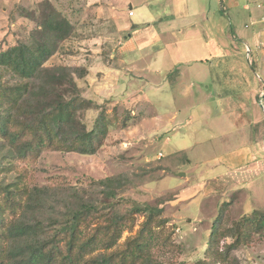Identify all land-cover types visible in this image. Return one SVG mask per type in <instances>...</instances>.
Segmentation results:
<instances>
[{
    "label": "rangeland",
    "instance_id": "obj_1",
    "mask_svg": "<svg viewBox=\"0 0 264 264\" xmlns=\"http://www.w3.org/2000/svg\"><path fill=\"white\" fill-rule=\"evenodd\" d=\"M113 1L118 3L117 16L120 21L130 24L126 30L119 32L113 24L110 0H42L38 3L31 0H0V51L7 49L16 39L28 40L31 33L35 38H40L41 33L35 29L38 21L40 24L48 16H67L73 26L72 32L67 39L59 42L58 50L46 61L45 67L76 69L74 79L78 85L77 93L84 103L78 117L88 129L93 127L95 119L102 112L109 117L113 111H118L121 117L124 111L131 114L130 126L110 128L104 145L92 155L46 150L35 162L29 158L12 161L14 153L4 140H0V163L4 166L16 163L8 171H0V179L9 183L18 179L20 174L24 181L21 184L56 189L45 195L42 215L59 220V215L70 205L66 201L70 200L66 191L70 185L79 186L84 198L100 200L105 188L95 185L93 181L126 175L129 179L126 186L121 188V185H112L117 193L113 200L115 208L121 212L127 211L136 202L161 207L162 217L168 222L165 235L171 238L173 244L167 251H156L155 264L194 261L203 257L209 235L219 216H222L221 228H225L245 213L234 206L237 195L224 199L221 192L218 196L205 193L207 183L213 178L208 173L211 168L196 160L188 163L186 156L173 154L194 146L188 152L190 156L198 153L202 147L209 146L208 140H213V133L207 127V117L203 116L198 121V113L182 102L179 92L171 91L168 85L163 84L166 75L160 79H150V74L142 72V63L130 65L132 72L125 71L126 66L120 64L117 56H111L115 54L120 41L125 49L132 50V46L140 48L149 41L163 42L173 37L172 31L166 33L170 29L167 24L160 29L159 21L151 27L132 28L131 20H138L141 11L136 9L142 4L152 6L159 20L168 12L174 14L177 10L174 0ZM236 1L237 10L245 15L248 14V10L244 9L246 4L253 9L258 3L264 2ZM202 2L200 4L206 12L220 13L223 3L224 6L227 4L222 0ZM130 5L136 11L134 17L127 14ZM231 11L229 8L223 15L232 33V24L244 28V23L236 19L234 21ZM136 51L128 53L130 60L136 57ZM248 66L249 73L253 67ZM112 67L120 68L122 72L117 74L111 71ZM0 77L2 82L13 81L10 73L4 72ZM149 82L162 85L158 89L149 85ZM68 95L74 94L68 92ZM37 98L43 100L41 95H35L34 101ZM261 111L259 107L256 112L263 114ZM262 126L264 122L259 127ZM160 153L164 156L159 157ZM182 173L186 175L181 176ZM240 196V199L245 200L246 196ZM246 209L249 214L264 213V210ZM141 221L143 218L138 216L137 225L132 231L123 234L121 243L137 232ZM225 240L231 242L232 238L227 237ZM230 261L229 264H264V230L255 235L251 242L234 250Z\"/></svg>",
    "mask_w": 264,
    "mask_h": 264
},
{
    "label": "trees",
    "instance_id": "obj_2",
    "mask_svg": "<svg viewBox=\"0 0 264 264\" xmlns=\"http://www.w3.org/2000/svg\"><path fill=\"white\" fill-rule=\"evenodd\" d=\"M66 17L38 21L40 38L31 33L28 40L16 39L0 51V75L6 72L13 78L2 82L0 77V140L14 153L12 161L35 162L46 150L92 155L104 145L110 128L130 126L128 111L122 117L113 111L110 117L102 112L88 129L78 117L84 103L77 93L76 69L45 67L59 42L72 32ZM35 95L43 100L34 101ZM7 164L0 163V171L16 166ZM17 178L9 183L0 179V264H155L156 251H167L173 244L165 235L168 222L161 207L136 202L127 211L115 208L112 185L126 186V175L93 181L105 188L100 200L84 198L79 186L70 185L66 188L70 205L59 220L42 215L45 195L56 189L31 187L21 184L20 174ZM138 216L143 218L140 228L121 243ZM221 220L219 216L213 225L203 257L177 264H229L234 250L264 230V213H245L225 228ZM227 237L232 241L226 242Z\"/></svg>",
    "mask_w": 264,
    "mask_h": 264
},
{
    "label": "crops",
    "instance_id": "obj_3",
    "mask_svg": "<svg viewBox=\"0 0 264 264\" xmlns=\"http://www.w3.org/2000/svg\"><path fill=\"white\" fill-rule=\"evenodd\" d=\"M110 1L113 24L119 32L126 30L130 24L120 21L118 3ZM200 1L174 0L176 12L165 13L160 20L152 6L142 4L136 9L141 11L138 20H131L132 28L151 27L159 21V29L169 25L166 33L172 31L173 37L145 42L140 48L132 46V50L125 49L120 41L111 56H117L125 71L132 72L130 65L142 63V72L150 74V79L166 75L163 84L179 92L182 102L198 113V121L207 117V127L213 133L209 146L190 156L188 152L194 146L173 153L186 156L188 163L196 160L212 169L208 173L213 178L205 193L218 196L221 192L224 199L237 195L234 206L243 213H249L247 207L264 210V127H259L264 122V2L253 9L246 4L245 15L237 10L236 0H222L227 4L223 3L220 13L206 12ZM229 8L232 19L244 23V28L232 24V33L223 15ZM133 9L130 5L128 16H136ZM135 50L137 55L130 60L128 53ZM247 64L253 67L249 73ZM111 69L122 72L117 67ZM149 85L160 89L162 84ZM259 107L263 114L256 112ZM242 194L246 201L240 199Z\"/></svg>",
    "mask_w": 264,
    "mask_h": 264
},
{
    "label": "built area",
    "instance_id": "obj_4",
    "mask_svg": "<svg viewBox=\"0 0 264 264\" xmlns=\"http://www.w3.org/2000/svg\"><path fill=\"white\" fill-rule=\"evenodd\" d=\"M130 15H133V11H132V10L130 11ZM162 155H163V154L160 153V154H159V157H161Z\"/></svg>",
    "mask_w": 264,
    "mask_h": 264
},
{
    "label": "water",
    "instance_id": "obj_5",
    "mask_svg": "<svg viewBox=\"0 0 264 264\" xmlns=\"http://www.w3.org/2000/svg\"><path fill=\"white\" fill-rule=\"evenodd\" d=\"M184 175V173H182Z\"/></svg>",
    "mask_w": 264,
    "mask_h": 264
}]
</instances>
